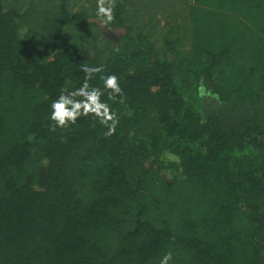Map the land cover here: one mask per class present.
I'll list each match as a JSON object with an SVG mask.
<instances>
[{
  "label": "trees",
  "instance_id": "trees-1",
  "mask_svg": "<svg viewBox=\"0 0 264 264\" xmlns=\"http://www.w3.org/2000/svg\"><path fill=\"white\" fill-rule=\"evenodd\" d=\"M95 10L0 0V264H264V0ZM82 64L119 77L110 137L48 128Z\"/></svg>",
  "mask_w": 264,
  "mask_h": 264
},
{
  "label": "clouds",
  "instance_id": "clouds-1",
  "mask_svg": "<svg viewBox=\"0 0 264 264\" xmlns=\"http://www.w3.org/2000/svg\"><path fill=\"white\" fill-rule=\"evenodd\" d=\"M115 4L116 0H96L95 15L101 25L107 26L115 20ZM79 70L84 73L82 84L72 91L61 88L58 96L51 101L48 128L52 132H55L57 128L68 129L75 125L81 117H90L93 126L99 123L106 129L104 137H110L116 133L119 116L107 101L124 103L125 100L119 77L115 74L100 75L105 73L102 64H82L79 65ZM98 75L102 86H92L90 81ZM198 94L201 98L209 96L218 100V96L206 89L203 83L198 89ZM105 95L107 101L102 100ZM172 258V253L168 252L162 257L160 264H169Z\"/></svg>",
  "mask_w": 264,
  "mask_h": 264
},
{
  "label": "rangeland",
  "instance_id": "rangeland-1",
  "mask_svg": "<svg viewBox=\"0 0 264 264\" xmlns=\"http://www.w3.org/2000/svg\"><path fill=\"white\" fill-rule=\"evenodd\" d=\"M20 1H21V0H20ZM7 2H8V3H12L13 0H7ZM112 36H113V38H116V37H117V34L113 33Z\"/></svg>",
  "mask_w": 264,
  "mask_h": 264
}]
</instances>
